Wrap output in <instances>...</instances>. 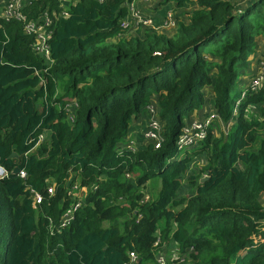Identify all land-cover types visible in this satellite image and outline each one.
<instances>
[{"label": "trees", "instance_id": "16d2710c", "mask_svg": "<svg viewBox=\"0 0 264 264\" xmlns=\"http://www.w3.org/2000/svg\"><path fill=\"white\" fill-rule=\"evenodd\" d=\"M130 1L26 2L28 21L53 18L52 63L23 22L0 16V165L9 171L0 178V264H128L131 251L133 264H156L158 238L179 255L193 248L181 264H264V90L247 92L234 115L244 89L234 87L264 38V0H164L195 5L173 35L122 28ZM208 87L229 130L216 122L177 159ZM154 98L161 148L118 152ZM198 157L206 166L188 174ZM153 177L158 194L142 202ZM185 177L194 192L181 196ZM75 182L84 204L59 229ZM28 187L43 195L37 208Z\"/></svg>", "mask_w": 264, "mask_h": 264}, {"label": "built area", "instance_id": "2783aa9c", "mask_svg": "<svg viewBox=\"0 0 264 264\" xmlns=\"http://www.w3.org/2000/svg\"><path fill=\"white\" fill-rule=\"evenodd\" d=\"M29 1L30 0H0V16L5 19H16L23 22L24 32L27 35L33 36L35 38V43L33 45L35 51L45 57L49 63H52L53 60L51 58L49 41L53 34V18L51 15H49V12L45 11L39 16L38 19L28 21L26 15L23 12V8L25 3ZM138 1L149 4L155 0H132L128 2L126 5L128 13L127 16L121 20V27L129 30L135 24H141L148 27L153 26L154 30L159 31L160 27L155 26L153 20L150 17L144 16L138 9ZM63 5L64 4L62 3V6ZM61 15L67 17L69 13L66 9H63V11H61ZM177 24L178 19L176 18L174 10H168L165 16V27L175 28L177 27ZM261 90H264V58L259 59L258 71L251 77L250 82L244 87L241 97L237 100L234 108V115L238 114L239 105L247 92L256 93ZM158 106L157 98H154L145 106V112L149 115V122L145 132V138L147 142L152 144L156 149L161 148L162 142L164 140L163 124L159 118ZM76 107L77 102H69L65 105V108L69 111L68 118L70 121H74V110ZM216 122L224 125L221 116L213 106H211L208 115H206L203 119L187 122L183 126L176 142V158H183L187 151L204 141L208 137L210 128H212ZM231 122L232 121H230V124ZM213 131L217 132V129L213 128ZM43 139L44 135H39L38 142L42 141ZM124 150L136 152L139 149L130 139L125 145L119 147L118 152L121 153ZM8 175L9 171L0 165V178H4ZM18 175L24 179L27 177V173L24 170H20ZM126 176L132 180L135 178L134 174L132 173H127ZM27 189L30 191L33 207L37 208V206L43 201L42 193L31 187H28ZM47 191L50 195L54 194V187L50 184ZM68 194L72 198L73 202L68 210L64 213L59 229L69 225L74 217V213L84 204V198L81 195L82 189L80 188V184L78 182L72 184ZM149 199L150 194L146 193L142 199V202H145ZM154 246L156 247V264H181L185 261L189 253L193 251V248H191L186 254L179 255L175 246H171L170 244L162 245L159 238L154 243ZM129 255L130 260L128 264H133L138 261V255L134 251H131Z\"/></svg>", "mask_w": 264, "mask_h": 264}, {"label": "crops", "instance_id": "0c3cea01", "mask_svg": "<svg viewBox=\"0 0 264 264\" xmlns=\"http://www.w3.org/2000/svg\"><path fill=\"white\" fill-rule=\"evenodd\" d=\"M61 1L64 4V6H66L72 0H61ZM137 7L142 12V14L144 16L150 17L153 20V23L155 26L160 27L159 31L161 30L162 32L165 33V31L168 30V28H166L164 25L165 24V16H166V13L168 10H172V9L174 10L175 9L176 10L175 14H176L177 19H178V17L180 19H183V17H185L183 20L188 21L189 13H190L191 9H193L195 7V5H187L184 8H179L173 2L166 4V2H164V0H155L149 4L138 1ZM184 13H186V16L184 15ZM134 29H138V28H134ZM131 33L132 34H138L132 30H131ZM261 51H262V48L259 46V43L257 41V48H256V51L252 54V57L250 60V66L247 68V71L245 72V74H243L241 77L242 82L244 84V87L250 82L251 77L258 71L259 59L264 58V55H262ZM206 91H207V103H206L204 109L202 111L195 113L190 118V120L187 122H191L193 120H201L209 113L211 106L213 105V98L211 95V88L208 87L206 89ZM148 122H149V115L145 111L143 113H141L138 117L134 118V120L132 121V124L130 126V131L128 134L129 136L126 138V140L123 143L120 144V147L125 145L128 142V140H130V139L134 142L135 146L138 149L145 147L148 144V142L145 138V132H146L147 127H148ZM227 125L229 126L230 123H228ZM198 158H200V157H198ZM198 158L194 159L191 164L197 163ZM189 171H190L189 174H195V175L197 174L196 170L191 168V165H190ZM185 178H187V177H185ZM185 178L183 180V186H182V189L180 191L181 196L186 195V194H184L185 191H187V192L191 191V189H190L191 185L189 183L185 182ZM190 194L191 193H188V195H190Z\"/></svg>", "mask_w": 264, "mask_h": 264}, {"label": "rangeland", "instance_id": "374dc122", "mask_svg": "<svg viewBox=\"0 0 264 264\" xmlns=\"http://www.w3.org/2000/svg\"><path fill=\"white\" fill-rule=\"evenodd\" d=\"M244 2H246V0H240V5L241 4H243ZM168 3H171V2H168ZM167 4V3H166ZM175 10V9H174ZM175 13H176V10L174 11ZM186 12V11H185ZM191 12V11H190ZM184 15L186 16V13H184ZM185 17H183V19H184ZM180 18L178 17V20H179ZM134 28H138V29H134ZM152 30V31H155L156 32V30H154V28H153V26H144V25H141V24H135L134 26H132L131 27V30L132 31H134V32H136V33H143L144 31H146V30ZM130 30V29H129ZM131 30L129 31V33L131 34V35H136V34H132L131 33ZM175 31H176V28H168V30H166L165 31V33H167V34H169V35H173L174 33H175ZM157 32H162L161 30L160 31H157ZM163 33V32H162ZM257 41H258V43H259V46L262 48V55H264V38L262 37V36H260V35H258L257 36ZM241 77L242 76H240V78H239V80H241ZM244 88V84H243V82L242 81H238L237 83H236V85H235V87H234V89L237 91V90H241V89H243ZM224 126V127H223ZM230 126V125H229ZM229 126L227 125V124H225L224 123V125H220V129H223L224 131H222V133L224 132L225 133V131L227 132L228 130H229ZM218 132L219 131H217L216 132V134H218ZM206 164H207V160L205 159V158H203V157H200V158H198V160H197V163H195V164H191V168H193V169H195L196 170V172H197V174L198 173H200L201 174V171H202V169H204V167L206 166ZM189 172L190 171H188V174H189ZM206 175H208V174H205L204 176H206ZM188 179L187 178H185V182L186 183H188ZM190 184V183H189ZM188 185V184H187ZM147 187H148V189H147ZM146 187V192L147 193H149L150 195H152L153 194V196L154 197H156L157 196V194H158V191H159V189H160V180H159V178L158 177H153L149 182H148V186ZM191 191H185L184 192V194H188V193H193L194 192V188H193V186L191 185ZM187 192V193H186Z\"/></svg>", "mask_w": 264, "mask_h": 264}, {"label": "water", "instance_id": "95a60500", "mask_svg": "<svg viewBox=\"0 0 264 264\" xmlns=\"http://www.w3.org/2000/svg\"><path fill=\"white\" fill-rule=\"evenodd\" d=\"M12 156H17V154H16V153H13ZM19 171H20L19 167H16V168L13 170V174H18ZM208 177H209L208 175L202 177V178H201V183L205 182V181L208 179ZM140 260H141V259H139V261H140Z\"/></svg>", "mask_w": 264, "mask_h": 264}]
</instances>
